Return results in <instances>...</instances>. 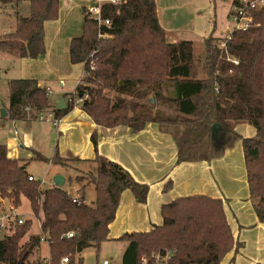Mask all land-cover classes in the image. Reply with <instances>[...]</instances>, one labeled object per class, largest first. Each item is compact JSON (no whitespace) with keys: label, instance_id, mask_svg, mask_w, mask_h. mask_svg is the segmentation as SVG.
I'll return each instance as SVG.
<instances>
[{"label":"trees","instance_id":"16d2710c","mask_svg":"<svg viewBox=\"0 0 264 264\" xmlns=\"http://www.w3.org/2000/svg\"><path fill=\"white\" fill-rule=\"evenodd\" d=\"M2 1H14L16 9L13 29L0 35V52L17 58L44 54V24L58 17L59 0ZM23 2L28 4L27 13L21 12ZM239 8L252 16V24L235 27L226 38L211 33L204 39L202 77L193 73L192 61L184 60L190 49L167 43L155 0L104 1L100 17L85 9L83 33L71 40L69 49L71 63H83L84 72L75 91L64 95L67 108L57 110L36 79L13 78L7 81V115L0 118L50 111L61 119L81 98V109L102 127L124 125L138 132L150 122L159 123L175 139L177 163L221 157L241 138L232 124L247 122L256 129L255 136L241 138L247 183L255 212L264 222V1L232 0L230 15ZM174 48L180 55L173 56ZM155 102L174 109V114L164 113ZM92 141L96 150L92 160L58 153L48 158L33 150L34 160L64 167L71 161L95 163V173L75 176L81 183L80 202L62 187L43 189L41 180H30L28 160L10 157L7 145L0 143V210L4 201L18 206L22 196L29 200L46 234L48 264H59L64 256L69 257L68 264H76V255L84 248L99 249L109 239L125 190L138 202L147 201L149 185L100 154L96 133ZM91 185L96 198L87 204L84 191ZM170 185L167 182L165 190ZM161 214L160 225L120 237L127 241L122 264H141L144 256L164 248L175 252L171 264H221L228 253L238 250L221 198L202 193L180 196L163 204ZM31 226V218L10 225V232L0 238V264H43L40 258L28 260L42 242L39 234L21 243ZM70 231L73 236L68 237Z\"/></svg>","mask_w":264,"mask_h":264},{"label":"crops","instance_id":"0c3cea01","mask_svg":"<svg viewBox=\"0 0 264 264\" xmlns=\"http://www.w3.org/2000/svg\"><path fill=\"white\" fill-rule=\"evenodd\" d=\"M104 1L110 0H59L58 17L44 24V54L34 58H19L18 61L9 59L8 53L2 55L3 57L0 55V60L6 62L3 65L6 68L5 74L9 71L13 73L7 81L13 78H34L40 85L50 86L57 97L74 92L83 75L84 64L71 63L70 42L83 33L84 10L91 12L94 8H100ZM155 1L167 43L177 49H190V54L184 57L185 61H193L195 54L198 56V65L199 60L203 59L204 39L211 33L219 38L229 37L235 28L234 21L229 18L232 0ZM175 48L173 56L180 55V50ZM7 91L9 95L8 86ZM3 104L8 107V101H2L0 112L5 108ZM80 104L59 120L58 134L67 135L70 142L55 153L63 158L92 160L96 156L92 135L96 133L100 154L122 165L136 181L149 185L145 203L138 202L128 189L121 194L115 219L127 221L122 224L124 234L144 232L150 230L149 227L153 225H160L163 221L162 205L177 197L207 194L223 199L229 224L239 243L237 252L228 253L221 264H264V222L259 220L250 200L248 183L246 187H241L242 193H245L241 195L234 176L228 173L227 162L231 159V151L227 150L228 148L221 157L210 161L177 163L178 149L175 139L159 123L150 122L138 132L124 125L102 127L81 109ZM36 119H39L38 114L35 117L28 115L12 121L16 126L22 127ZM234 131L241 138L256 134V129L250 128L244 129L247 134L241 129L234 128ZM15 132L18 133L17 128ZM241 138L237 141L238 145H242ZM7 148L10 157L23 159L19 149L10 148L8 145ZM28 173L32 174L29 171ZM169 181L170 188L165 190ZM227 199H231V202L227 203Z\"/></svg>","mask_w":264,"mask_h":264},{"label":"rangeland","instance_id":"374dc122","mask_svg":"<svg viewBox=\"0 0 264 264\" xmlns=\"http://www.w3.org/2000/svg\"><path fill=\"white\" fill-rule=\"evenodd\" d=\"M27 6L28 4L26 2H23L20 6L21 12L27 13ZM15 9L16 8H12L10 10L3 11V13H0V35L6 32H10L13 29L15 20L13 11ZM229 18L230 21H233L232 16H229ZM4 54L6 53L0 54L1 57H3L2 55ZM7 55L9 56L10 54ZM8 58L17 59V61L19 59L17 57L14 58V56L12 55H10ZM197 59L198 56L194 54V59L192 61V71L198 77H202L205 74L203 59L199 60L198 65L196 62ZM5 63L6 62H4V60H0V104L3 100L5 102L8 101L6 81L11 75H13L12 71H9L8 74H5L6 68L3 67ZM108 94L109 96H113L114 92L108 91ZM61 97L62 95H59L57 97V95L53 93V90L50 92V101L52 103H55L52 105H56ZM155 104L156 107L158 109H161L164 113L174 114L175 112L174 109L169 108L167 105H163L161 102H155ZM3 107H5L6 109L8 108L6 104H3ZM58 125H60V123L55 125L48 119H36L32 123H25L24 126L18 127L15 125V123H13L12 119L3 120L0 121V143L8 145V147L10 148H17V150L19 149V151L22 153V158L25 160L28 159L27 170L31 172L36 179L42 181L41 187L43 189L52 186V184H54L53 177L57 174H61L66 178V181L63 184L62 188H64L72 195L80 196L81 183L75 180V176L78 173H95L96 171L94 162L90 161V164H84L80 161H71L70 166L64 167L54 162L33 159V150H38L45 157L52 158L57 150H59L60 148L63 149L67 144H69L70 137H68L67 135L60 136L58 134ZM16 128L18 130V133L15 132ZM232 128H235L236 130L241 129L243 130L244 134H247V132L244 131L245 128L255 130L254 126L247 122L233 123ZM237 141L234 142L233 146L227 149L231 151V159L229 158L228 160V162L231 164L227 162V170L229 174L234 176L235 184L237 185V187H239L238 189L240 190L241 195H245V193H242L243 190L241 188L246 187L247 185L245 159L242 145H238ZM21 146H23L24 148H22ZM70 176L72 177V180H69ZM84 193V200L86 202L91 203L95 201V190L92 185L87 188ZM250 200L251 202H253V199L251 197ZM229 202H231V199H227V203ZM4 206L6 208L8 207V201H4ZM16 207L18 208V213L21 214L24 218L32 219L31 229L21 240V243H25L32 234H39L41 237H46V234L42 232L40 228L38 217H36L32 213L29 205V200L25 196L21 197V202L18 206L16 205ZM125 222L127 221L115 219V221L110 225L109 239L102 242L99 249H97L95 246H88L78 252L76 255V264H79L80 261V264H101L105 258L109 259L111 261V264H122V255L126 248L127 241L120 239V237L124 234L122 224ZM154 226L155 225H153L152 227ZM152 227L149 228L151 229ZM49 254L50 250L48 243L46 242V240H43L41 244L35 247L29 254L28 260L33 261L36 258H40L43 260L44 258H48Z\"/></svg>","mask_w":264,"mask_h":264},{"label":"built area","instance_id":"2783aa9c","mask_svg":"<svg viewBox=\"0 0 264 264\" xmlns=\"http://www.w3.org/2000/svg\"><path fill=\"white\" fill-rule=\"evenodd\" d=\"M113 3L118 2V0H110ZM264 0H260V2H263ZM15 5L14 1L10 2H4L0 0V13H3L5 10H10ZM91 13L96 15V17H100V8H94L91 10ZM232 19L235 23V27H239L242 29L248 28L252 24V16L250 14H247L245 12V8H239L235 10V13L232 15ZM108 23V22H107ZM224 46V44H223ZM235 63L238 62V60H234ZM46 88V91L50 94L51 88L50 86H44ZM82 99H76L77 105L81 103ZM39 119H48L50 121H53L54 124H58L60 119H57L54 117L53 112L48 111L47 113L41 112L38 114ZM30 180H35L36 178L29 174ZM42 184V181H41ZM1 200V197H0ZM73 200L76 202H80L78 196H74ZM85 203L89 204V202ZM26 221V218H24L21 214L18 213V208L13 203H8V207L6 208L4 206V209L0 210V238L5 236L10 232V225L12 223H18L22 224ZM40 223V221H39ZM68 237L73 236V232L70 231L67 233ZM46 240V237H41V241ZM47 242V241H46ZM174 250L169 248L159 249L152 253L150 257L144 256L142 258L141 264H171L173 258H174ZM50 262V257L45 258L42 260L43 264H48ZM69 263V257L64 256L61 258L59 264H68ZM101 264H111L109 259H104Z\"/></svg>","mask_w":264,"mask_h":264},{"label":"water","instance_id":"95a60500","mask_svg":"<svg viewBox=\"0 0 264 264\" xmlns=\"http://www.w3.org/2000/svg\"><path fill=\"white\" fill-rule=\"evenodd\" d=\"M151 101L153 102L154 99L152 98ZM67 108V101L65 99V97H61L60 100L57 102L56 104V109L57 110H64ZM1 116L2 117H5L7 115V110L5 108H2L1 109V112H0ZM53 180H54V184L58 187H62L63 184L65 183V177L61 174H57L53 177Z\"/></svg>","mask_w":264,"mask_h":264}]
</instances>
